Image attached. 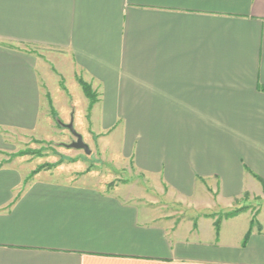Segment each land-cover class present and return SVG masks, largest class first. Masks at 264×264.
I'll list each match as a JSON object with an SVG mask.
<instances>
[{"label":"crops","instance_id":"obj_1","mask_svg":"<svg viewBox=\"0 0 264 264\" xmlns=\"http://www.w3.org/2000/svg\"><path fill=\"white\" fill-rule=\"evenodd\" d=\"M39 50L119 99L102 128L104 113L160 114L161 145H190L191 160L165 157L145 181L198 214L2 166L0 264H264V218L216 230L203 216L264 186V0H0V152L9 133L39 130Z\"/></svg>","mask_w":264,"mask_h":264},{"label":"rangeland","instance_id":"obj_2","mask_svg":"<svg viewBox=\"0 0 264 264\" xmlns=\"http://www.w3.org/2000/svg\"><path fill=\"white\" fill-rule=\"evenodd\" d=\"M31 52H37L42 57L44 72L40 70L41 87L48 91L45 98L42 96L43 113L39 120V130L33 134L9 133L7 147L0 152V167L19 166L28 169L31 171L28 180L41 175L62 182L87 179L89 184L103 186L107 191L116 187H128L132 191V198L165 206L166 209L161 210L162 213H167L168 217L188 219L198 214H192L190 208H183L175 203L169 204L164 197L166 191L161 197L158 193H153V186L145 181L143 173H153L148 167L159 165L160 160V173H166L168 160L166 161L165 157L172 159L174 163L179 156L186 159L185 163H190L191 160L190 156L187 157L191 151L190 145L180 144L177 139L171 143L168 141L165 148L163 142L161 145L159 113H104L106 123L102 128L99 123L102 118V105L106 106L107 102L114 103L119 99L103 98L101 85L94 79L91 80L85 72L81 75L77 72L72 77L65 61L62 60L63 55L58 52ZM78 75L80 76L77 77ZM78 80L89 87L90 99L82 92ZM115 104L118 106V102ZM150 118L156 120L157 124L156 130H151L152 135L149 136L147 128ZM70 122L82 137L83 143L88 146L89 155L83 151L65 148L75 141L62 126ZM151 144L154 145L152 148ZM176 166L179 168L178 163ZM174 170L176 169L170 172L168 170V173H175ZM35 171L38 172L33 173ZM237 212L246 214L238 218L239 224L246 223L249 218L255 222L258 218L263 219L264 186L259 184L258 188L249 183L245 193L232 200L226 208L216 204L215 208L205 211L203 216L216 223Z\"/></svg>","mask_w":264,"mask_h":264},{"label":"water","instance_id":"obj_3","mask_svg":"<svg viewBox=\"0 0 264 264\" xmlns=\"http://www.w3.org/2000/svg\"><path fill=\"white\" fill-rule=\"evenodd\" d=\"M67 131L72 135V137L75 139L74 142H72L69 145H66L65 148L69 150H75V151H83L86 155L90 154V150L87 145L83 143L82 137L77 134V132L73 128L72 122H70L68 125H62Z\"/></svg>","mask_w":264,"mask_h":264},{"label":"trees","instance_id":"obj_4","mask_svg":"<svg viewBox=\"0 0 264 264\" xmlns=\"http://www.w3.org/2000/svg\"><path fill=\"white\" fill-rule=\"evenodd\" d=\"M78 84H79V86L81 87L82 92H84V94L86 95V97H87L88 99H90V98H91V94H90V91H89V87H88L85 83H83V81H81V80H78ZM91 103H92V102H91ZM37 172H38V171H35V172H33V173H37ZM30 178H31V176H30ZM238 214H240V213L237 212V213L232 214V215H229V216H227V217H225V218H232V217L237 216ZM219 223H220V220H218L216 223H214V227H215L216 230L218 229ZM254 224H256V222H255L254 220H251V227H252Z\"/></svg>","mask_w":264,"mask_h":264}]
</instances>
